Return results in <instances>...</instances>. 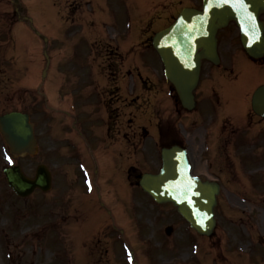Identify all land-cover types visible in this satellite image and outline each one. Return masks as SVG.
Returning <instances> with one entry per match:
<instances>
[{
    "label": "rangeland",
    "instance_id": "rangeland-1",
    "mask_svg": "<svg viewBox=\"0 0 264 264\" xmlns=\"http://www.w3.org/2000/svg\"><path fill=\"white\" fill-rule=\"evenodd\" d=\"M16 1L20 5V17L13 12L17 6ZM178 1L0 0V28L3 30L5 23L9 25L8 35L12 41L6 57L11 58L14 51L12 59L6 58L5 53L0 56V62H7L1 68L3 72L8 70L3 78L9 82L7 78L12 76L13 84L16 81L15 85L20 88L18 92H21V88L32 90L35 103L40 105L43 101L44 104L33 107L20 99L14 102V106L30 113L35 123L36 136L40 140L38 154L31 159L17 158L14 161L28 174L39 163H44L51 170L54 179L51 193L32 196L27 202L32 209H28L27 205L20 204L9 196L11 192L3 178L0 264H264V122L254 120L258 124L249 126L250 132L255 133L254 139L250 136L248 141L249 130L246 132L242 128L236 138L240 139L238 143L233 145L232 142L224 146L225 153L222 155L229 157L226 158L229 165L222 170L226 161L222 160V156L217 158L220 153L215 143L212 148L207 140L206 125L216 130V142L220 144L222 132L226 130L224 123L231 119L235 105L230 111L222 106L220 128L217 127L219 124L205 123V115L194 117L195 121L191 118L173 121L171 111L175 98L167 92L166 87L163 86L165 90L160 89L156 84V74H160V67L149 38L164 24L171 22L175 16L174 12L171 13L172 7L191 5L190 0H181V3ZM23 16L30 23H26ZM220 36L222 72L218 74H224L225 80L238 75L242 83L261 82L256 80L264 78V68L261 66L263 62L252 63L250 67L244 64L242 60L245 58L242 59L243 54L237 42L235 43L232 32L224 31ZM42 50L47 52L50 64L46 62L45 65ZM231 56L236 60L234 65ZM9 63L12 71L6 66ZM214 68L216 69L204 65L201 86L209 85L207 77L211 74L208 73ZM45 72L46 75L42 78ZM114 74H119L120 77L123 74L127 78L123 77L124 84H114L116 87L112 99L120 104L110 106L111 114L116 119H121V116L123 120L131 118L133 129L136 130L139 125L144 126L151 137L154 132H160V126L167 130V126L171 128L175 124L179 137L190 148L192 173L201 177L209 174L218 178L222 190L215 208L216 227L210 237L199 236L191 230L170 204L157 205L139 191L136 175L158 169L159 150L155 148L151 153L138 150L131 151L127 157L114 158V178L122 174L124 165L135 166L130 169L131 186L127 183L117 185L112 181L108 186L101 187L106 203L101 209H107L109 213L104 211L101 215L97 211L96 216L91 207L86 206V212H80V219L76 224L80 231L79 243L75 240L68 241L67 236L63 237L64 233L61 231L64 228L59 229L60 221L56 219H59L60 210L66 205L59 201L58 195L62 186L61 175L70 178L74 174L72 166L66 165L63 160V156L72 157V154L61 155L54 148L48 151L47 136L50 137L51 146H56L61 136L75 134V128L70 126V122L66 123L63 115L64 111L70 110L73 102L77 107L75 111L79 109L77 116L81 124H89L83 131L88 135L94 128L92 124L96 122L102 102L107 100V95L99 89V79L101 78L106 89L114 83ZM216 79L213 78L212 81ZM3 86L6 84L3 83ZM126 90L132 91V94L127 95ZM68 92L76 93L69 96ZM202 95L204 100L208 99L211 91L207 94L199 88L197 96L203 110ZM6 96L9 95H4ZM123 96L127 99L135 97L128 108L117 107L122 104L121 101L125 104ZM9 103L11 104L3 102L2 109L9 107ZM206 105L204 104V109ZM203 111L205 114V110ZM240 111L244 109L240 107ZM101 112L102 115H107L109 111L102 109ZM109 115L110 113L108 119ZM157 117H161L160 121ZM169 134L157 135L159 137L156 143L164 144V138ZM204 135L206 139H203ZM151 137L149 139L153 145L155 138ZM224 148L218 149L224 151ZM204 155L208 156V163L205 162ZM211 160L216 163V167L209 166ZM0 166L7 167L2 155ZM68 168L71 169L68 171ZM122 180L128 181L124 178ZM73 183V178H70L68 184ZM70 197L71 203H75L77 197L74 191ZM47 198L51 199L50 207L45 211L42 202ZM60 199L64 201L62 196ZM11 203H17L18 211L20 210L18 215L13 213L15 205L13 207ZM54 212L58 214L55 219ZM44 214H52V221L45 222ZM107 224H113L114 234L110 233L111 238L103 236L104 231L109 233ZM13 226L18 229L21 227V230H16ZM167 226L173 229L170 235L164 233ZM100 240L108 245L107 255L104 248L97 250L104 254L106 261H100L98 256V262L95 263L91 260L95 253L97 255L93 251V243L98 241L99 246ZM69 249H78L79 255L74 259L69 258L66 255ZM129 256L132 257L131 262Z\"/></svg>",
    "mask_w": 264,
    "mask_h": 264
},
{
    "label": "water",
    "instance_id": "water-1",
    "mask_svg": "<svg viewBox=\"0 0 264 264\" xmlns=\"http://www.w3.org/2000/svg\"><path fill=\"white\" fill-rule=\"evenodd\" d=\"M236 1L207 0L204 12H182L170 28L158 33L153 40V46L165 65L166 76L175 84L185 106L190 104V92L197 79L200 58L212 57L216 29L224 25L228 18L237 20L246 44L255 36L259 38L255 47L247 48L249 55L258 57L264 50V37L261 36L264 28L256 22V15L264 11V0H243L242 4ZM199 48L200 53L197 52ZM255 95L254 111L264 115V87L259 88ZM1 122L9 144L12 146L14 142V151L29 147L32 136L26 116L14 113L2 118ZM162 161L158 175L143 176L140 181L142 190L157 203H172L191 227L199 233L210 234L218 186L191 177L183 151H163ZM4 173L8 184L13 186L12 169ZM49 182L44 166L38 167L34 180L26 179L19 169L14 168V191L19 195H26L36 187L47 190Z\"/></svg>",
    "mask_w": 264,
    "mask_h": 264
},
{
    "label": "snow or ice",
    "instance_id": "snow-or-ice-1",
    "mask_svg": "<svg viewBox=\"0 0 264 264\" xmlns=\"http://www.w3.org/2000/svg\"><path fill=\"white\" fill-rule=\"evenodd\" d=\"M224 2L227 3L228 0H224ZM237 2L240 3V4H242V3H243V0H237ZM131 259H132V257L129 256V261H130V262H131Z\"/></svg>",
    "mask_w": 264,
    "mask_h": 264
},
{
    "label": "flooded vegetation",
    "instance_id": "flooded-vegetation-1",
    "mask_svg": "<svg viewBox=\"0 0 264 264\" xmlns=\"http://www.w3.org/2000/svg\"><path fill=\"white\" fill-rule=\"evenodd\" d=\"M217 75H219L220 78L223 80H225V78H226L224 74H217ZM204 88H206V87H204ZM0 180H1V174H0Z\"/></svg>",
    "mask_w": 264,
    "mask_h": 264
}]
</instances>
